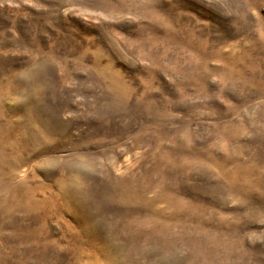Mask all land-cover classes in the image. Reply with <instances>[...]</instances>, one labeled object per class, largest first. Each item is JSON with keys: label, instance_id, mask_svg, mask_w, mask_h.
Returning <instances> with one entry per match:
<instances>
[{"label": "rangeland", "instance_id": "1", "mask_svg": "<svg viewBox=\"0 0 264 264\" xmlns=\"http://www.w3.org/2000/svg\"><path fill=\"white\" fill-rule=\"evenodd\" d=\"M0 264H264V0H0Z\"/></svg>", "mask_w": 264, "mask_h": 264}]
</instances>
